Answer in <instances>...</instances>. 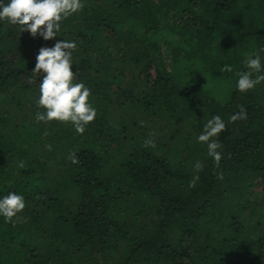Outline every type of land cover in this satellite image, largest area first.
Listing matches in <instances>:
<instances>
[{
	"label": "trees",
	"instance_id": "obj_1",
	"mask_svg": "<svg viewBox=\"0 0 264 264\" xmlns=\"http://www.w3.org/2000/svg\"><path fill=\"white\" fill-rule=\"evenodd\" d=\"M61 25L97 110L82 134L34 120L54 41L0 22V195L25 199L0 217V264H264V80L235 91L264 0H84ZM214 114L219 164L195 139Z\"/></svg>",
	"mask_w": 264,
	"mask_h": 264
},
{
	"label": "clouds",
	"instance_id": "obj_2",
	"mask_svg": "<svg viewBox=\"0 0 264 264\" xmlns=\"http://www.w3.org/2000/svg\"><path fill=\"white\" fill-rule=\"evenodd\" d=\"M84 7V0H0V22L18 25L20 32L27 31L35 38L39 36L43 41L53 40L51 45L42 44L36 51L35 63L29 73L30 83L38 90L34 100L37 111L34 120L48 123L59 121L70 123L76 134H82L85 126L96 117L97 110L90 102V89L83 81L75 79V61L73 51L77 48L75 40L55 39L61 29V22L76 14ZM260 51L253 50L242 59L243 69L238 70L235 91L246 92L264 80V68ZM232 66L223 64L220 71L231 73ZM258 73V75H253ZM39 77L38 85L36 84ZM246 110L233 113L229 121L246 119ZM225 121L220 115H212L196 135L198 143L205 144L208 155L213 162L219 164L221 152L218 134L225 129ZM152 141H145L151 144ZM73 162L75 159L73 157ZM22 167L21 164L18 165ZM195 168L201 165L196 162ZM25 208L23 194L9 190L0 195V217L5 222H13V217Z\"/></svg>",
	"mask_w": 264,
	"mask_h": 264
},
{
	"label": "rangeland",
	"instance_id": "obj_3",
	"mask_svg": "<svg viewBox=\"0 0 264 264\" xmlns=\"http://www.w3.org/2000/svg\"><path fill=\"white\" fill-rule=\"evenodd\" d=\"M170 37V39H172V42L173 43H175L176 42V40L179 38H176V37H174V36H169ZM189 36H187V37H185V40L187 41V43H188V45L190 44L191 46L192 45H194V38H188ZM215 51V50H214ZM168 54V53H167ZM166 62H168V61H166Z\"/></svg>",
	"mask_w": 264,
	"mask_h": 264
}]
</instances>
